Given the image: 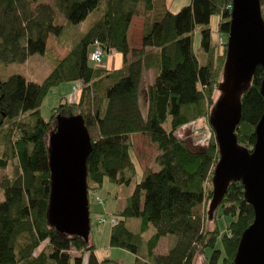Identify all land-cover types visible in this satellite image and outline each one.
Listing matches in <instances>:
<instances>
[{"label": "trees", "instance_id": "trees-1", "mask_svg": "<svg viewBox=\"0 0 264 264\" xmlns=\"http://www.w3.org/2000/svg\"><path fill=\"white\" fill-rule=\"evenodd\" d=\"M230 8V0H190L175 13L165 0H0V70L44 54L48 37L59 38L61 33L58 16L71 26L96 15L41 82L21 75L0 77V264H120L98 259L90 238L85 242L60 234L47 222V134L62 109H75L90 135L88 190L96 192L106 183L131 185L136 176L129 155L132 135L146 137L159 153L158 170L142 172L125 207L114 213L110 248L133 254L132 264H193L201 248L211 250L207 264L233 263L240 236L253 220L243 186L231 182L216 214L211 219L203 215L200 208L211 198L204 185L211 181L218 159L215 142L196 149L175 136L177 129L210 111L225 55L214 54L210 22L218 17L216 32L225 36ZM136 16L144 18L143 31L140 47L132 48L129 32ZM95 48L121 55V68L95 65L90 59ZM149 70L154 79L145 87L143 108L140 85ZM261 78L257 67L241 96L236 138L247 149L254 145V127L262 114ZM63 83L80 86L77 103L59 105L45 121L41 104ZM219 209L232 220L223 232L218 228ZM132 218L139 220L138 232L127 227ZM150 227L153 233L145 239ZM162 237L172 244L166 254L156 255Z\"/></svg>", "mask_w": 264, "mask_h": 264}, {"label": "water", "instance_id": "water-1", "mask_svg": "<svg viewBox=\"0 0 264 264\" xmlns=\"http://www.w3.org/2000/svg\"><path fill=\"white\" fill-rule=\"evenodd\" d=\"M230 3L225 59L217 87L220 96L208 117L218 160L211 174L207 216L212 218L229 184L241 182L244 200L253 210V220L240 236L232 264H264V19L260 0H230ZM257 67L262 69L259 94L263 106L254 127V145L247 149L238 144L236 130L241 119V96ZM47 135L50 173L47 222L60 234L88 242L86 162L91 150L90 135L81 116L60 114Z\"/></svg>", "mask_w": 264, "mask_h": 264}, {"label": "rangeland", "instance_id": "rangeland-1", "mask_svg": "<svg viewBox=\"0 0 264 264\" xmlns=\"http://www.w3.org/2000/svg\"><path fill=\"white\" fill-rule=\"evenodd\" d=\"M36 2V1H34ZM167 9L170 12H177L180 8L183 6H186L189 4L190 0H165ZM261 14L264 19V5L261 4ZM96 15L90 14L87 19L78 25H67L66 22L63 20V17L58 16L56 23L62 25V30L59 35V38L54 36H49L46 41V51L44 54L40 55H33L29 57L25 62L23 63H15L10 64L7 67H4L0 70V77L1 79L5 80L10 76L13 75H21L23 76L27 81L31 82H41L53 69L55 63L57 61L62 60L69 52V48L73 46L81 37V33L83 32V29L92 21L95 20ZM142 20V21H141ZM218 21V17L214 16L211 18L210 27L212 29V40L215 44V51L214 54H222L223 51H225L226 47V35H220L216 32V24ZM144 22V18L142 16H136L134 17V21L130 26V30L132 33V41L135 42L136 36L139 35V28L140 25ZM142 31H143V25H142ZM198 35L195 34L194 36V46L195 48L198 47ZM96 49V48H95ZM94 49V50H95ZM109 53H114L110 51ZM108 53L101 51V66L104 57ZM200 57V60L202 62V57ZM225 59V55H224ZM89 64L91 66H94V63L92 61H89ZM224 64V63H223ZM223 68V66H222ZM222 75V71H221ZM221 81V76H220ZM80 92V86L74 83H63L59 86L53 88L49 94L45 97L43 100L40 112L41 117L48 121L50 117L52 116L53 109L59 107V105L66 103V106L74 107L77 103V97ZM219 92L217 91V88L213 91V104L219 97ZM212 104V106H213ZM211 106V108H212ZM210 108V110H211ZM209 111V110H208ZM210 111L206 114L204 118L195 120L190 122L191 124L195 122V125L193 126L192 130L186 129L179 131V135L183 134L185 135V138L187 141L193 142L198 140L203 144L202 146H199L198 144L194 146V148H203L207 146V143L209 140L214 141V134L211 130L209 123H208V117H209ZM61 116L64 117H71L76 116L77 112L75 109H62V112L59 113ZM58 115V114H57ZM56 117V116H55ZM55 122V119H54ZM189 124V123H188ZM54 123H52L51 130L53 129ZM167 127V125H166ZM50 130V131H51ZM178 130V129H177ZM189 131V135L187 132ZM178 134V133H177ZM48 139V135H47ZM205 139V141H204ZM204 141V142H203ZM189 142V143H190ZM215 142V141H214ZM131 150L129 151L130 158L137 170L136 175L131 182L130 189L126 186H117L111 183H106L101 189L97 190L96 192L88 190V199L90 203V228L93 235L97 232L98 229H102V234L99 232L98 235V245L101 248L100 253L97 252V258L98 259H112L117 261L120 264H132L135 260L134 256L133 258H129L128 254L125 252H121L120 250L111 251V248H107V239H105L106 235L104 232L107 230V227H111L112 223H106V224H100L98 220H100V217H113L115 210H112L111 207L113 206V201L115 194L117 193L116 198V205L117 208L120 209L121 203L124 197H127L128 199L129 195L133 191L134 182H138L144 177V173L146 171V166H148L151 171H157L158 167L156 166V157L158 156V152L156 150V146L151 144L148 139L144 136L140 135H132L131 136ZM198 146V147H197ZM155 160V162H154ZM218 160V159H217ZM139 164V168H138ZM141 172H140V170ZM211 177V176H210ZM205 188L211 190V184L210 182L205 183ZM128 193V195H127ZM2 200V196L0 194V201ZM98 200H101L99 202ZM210 201V199H209ZM209 201L205 203V206L200 208V211H202V214L207 215V209ZM110 205V206H109ZM104 208V212H101V209ZM112 210V211H111ZM216 212V211H215ZM216 214V213H215ZM221 209H219V218H218V228L219 231H224L227 224H229L232 220L229 217L222 216L221 215ZM139 220L132 218L130 219L128 223V228L132 231L136 232L137 226H139ZM206 227L210 228L209 222H207L206 218ZM221 232V233H222ZM171 239L164 238L160 244L157 243L156 245V253L157 255L162 254L166 251V247H169ZM169 245H168V243ZM172 244V242H171ZM171 246V245H170ZM216 247H220L219 240L216 242ZM168 249V248H167ZM201 255L209 256L211 253V250L209 248H201L199 250ZM222 259V257H221Z\"/></svg>", "mask_w": 264, "mask_h": 264}, {"label": "crops", "instance_id": "crops-1", "mask_svg": "<svg viewBox=\"0 0 264 264\" xmlns=\"http://www.w3.org/2000/svg\"><path fill=\"white\" fill-rule=\"evenodd\" d=\"M133 21H134V17H133V19H132V21H131V24L133 23ZM142 21V20H141ZM142 25H143V22H142V24L140 25V28H139V35H137L136 36V40H135V42H133L132 41V33H131V30H130V32H129V43H130V46L132 47V48H139L140 47V40H141V35H142ZM102 66L104 67V68H106V69H108V70H116V69H119V68H121V66H122V56L121 55H119L118 53H108V55L106 56V58L104 57V59H103V62H102ZM153 79H154V71H152V70H149V71H145V73L143 74V76H142V81H141V85H140V101H141V106L143 107V108H145L146 107V99H145V87L147 86V85H149V84H151L152 82H153ZM195 125V122L194 123H189V124H186V125H184V126H182L181 128H179L176 132H175V136L177 137V138H181V139H183V140H186V138H185V135H183V134H181V135H179V131H181V129L182 130H186V129H189V130H192V128H193V126ZM185 132H187V131H185ZM189 132V131H188ZM187 132V134L189 135V133ZM178 133V134H177ZM147 139V138H146ZM187 141V140H186ZM204 141H205V139H204ZM203 141V142H204ZM188 142H190V141H188ZM190 144L194 147L195 145H199V146H202L203 144H201V142H199L198 140H196V141H193V142H190ZM198 147V146H197ZM133 160V159H132ZM154 162H155V160H154ZM156 166H157V164H156ZM138 168H139V164H138ZM146 169L147 170H149L150 168L148 167V166H146ZM140 170V169H139ZM136 172H137V170H136ZM140 172H141V170H140ZM142 173V172H141ZM137 176V175H136ZM136 182H134V184H135ZM132 184V183H131ZM130 189V186L129 187H127V189ZM127 195H128V193H127ZM116 198H117V193L115 194V196H114V201H113V206L111 207V209L112 210H115V212H118V211H120L123 207H125V205H126V198L127 197H124L125 199H123V201H122V203H121V207H120V209H118L117 208V205H116V203H115V201H116ZM110 206V205H109ZM111 210V211H112ZM105 210H104V208L103 209H101V212H104ZM128 223H129V221H128ZM139 224V223H138ZM105 227H107V230L104 232L105 234H107L106 235V237H105V239H107V245H108V247L107 248H109V235H110V230H111V228L109 227V226H105ZM127 227H128V225H127ZM130 231H132L131 229H129ZM137 231L136 232H138V230H139V226H137V229H136ZM92 230L90 229V234H89V238H90V240L95 244V246H96V256H97V252H98V254L100 253V251H101V248L99 247V243H98V236H96V235H98V233L100 232L101 234H102V229H98L97 230V232L96 233H94L95 235H93V233L91 232ZM132 232H134V231H132ZM153 233V228L152 227H150L149 228V230H148V232L144 235L145 236V239H148L149 238V236L151 235ZM164 238H167V237H162L159 241H158V244H160L161 243V241L164 239ZM168 239H170V238H168ZM171 242H172V240L170 241V245H171ZM168 243V242H167ZM168 245H169V243H168ZM169 245V246H170ZM158 246V245H157ZM156 248L157 247H155V249H154V253H156ZM167 248H169V247H166V251L165 252H163L164 254H166L167 253V251H168V249ZM116 250H120V249H113V248H111V251H116ZM121 252H125V253H129V252H127V251H125V250H120ZM157 255V254H156ZM159 255H162V254H159ZM133 254H131V253H129L128 254V257L129 258H133ZM193 264H207L206 263V256L203 254V255H201V254H196L195 255V257H194V259H193Z\"/></svg>", "mask_w": 264, "mask_h": 264}, {"label": "built area", "instance_id": "built-area-1", "mask_svg": "<svg viewBox=\"0 0 264 264\" xmlns=\"http://www.w3.org/2000/svg\"><path fill=\"white\" fill-rule=\"evenodd\" d=\"M90 59L95 63V65L97 66H101V50L99 48H96L93 53L90 55ZM99 202H101V200H98ZM100 220H98V222L100 224H106V223H112L113 225H115L117 223L116 218L113 217H100Z\"/></svg>", "mask_w": 264, "mask_h": 264}]
</instances>
